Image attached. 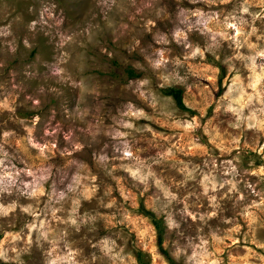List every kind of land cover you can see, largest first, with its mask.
Masks as SVG:
<instances>
[{
	"label": "clouds",
	"instance_id": "clouds-1",
	"mask_svg": "<svg viewBox=\"0 0 264 264\" xmlns=\"http://www.w3.org/2000/svg\"><path fill=\"white\" fill-rule=\"evenodd\" d=\"M0 264H264V0H0Z\"/></svg>",
	"mask_w": 264,
	"mask_h": 264
},
{
	"label": "rangeland",
	"instance_id": "rangeland-1",
	"mask_svg": "<svg viewBox=\"0 0 264 264\" xmlns=\"http://www.w3.org/2000/svg\"><path fill=\"white\" fill-rule=\"evenodd\" d=\"M162 237V236H161ZM162 239H163V237H162ZM165 255H167V253H165Z\"/></svg>",
	"mask_w": 264,
	"mask_h": 264
},
{
	"label": "trees",
	"instance_id": "trees-1",
	"mask_svg": "<svg viewBox=\"0 0 264 264\" xmlns=\"http://www.w3.org/2000/svg\"><path fill=\"white\" fill-rule=\"evenodd\" d=\"M161 241H162V237H161Z\"/></svg>",
	"mask_w": 264,
	"mask_h": 264
}]
</instances>
